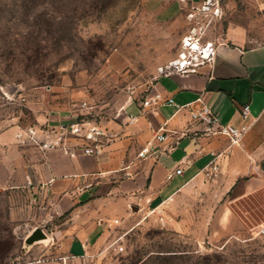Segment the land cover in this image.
<instances>
[{"label": "rangeland", "instance_id": "1", "mask_svg": "<svg viewBox=\"0 0 264 264\" xmlns=\"http://www.w3.org/2000/svg\"><path fill=\"white\" fill-rule=\"evenodd\" d=\"M217 1L186 0L161 21L146 0H0V131L50 109L101 128L154 93L188 36L218 44L237 28L247 47L264 42V0ZM218 171L81 260L53 238L60 219L47 203L0 190V264H264V190L230 202ZM37 231L44 239L28 244Z\"/></svg>", "mask_w": 264, "mask_h": 264}, {"label": "crops", "instance_id": "2", "mask_svg": "<svg viewBox=\"0 0 264 264\" xmlns=\"http://www.w3.org/2000/svg\"><path fill=\"white\" fill-rule=\"evenodd\" d=\"M186 0H146L161 21L178 18ZM197 3V2H195ZM216 44L211 63L185 74L164 72L155 91L156 109L126 100L115 119L100 124L106 133L100 152L86 154L89 141L66 131L79 120L75 110H47L28 127L0 131V190L33 193L60 219L53 238L75 260L84 259L130 230L149 210L176 200L213 167L230 202L264 190V42L247 47L241 30L230 28ZM172 99L173 102L169 100ZM209 106L222 124H247L239 143L206 135L191 110ZM251 107L244 122L241 109ZM165 137L160 141L156 136ZM60 139L43 149L42 143ZM152 153L138 157L146 146ZM182 174H177L178 168ZM67 259V257H65ZM65 264V263H64Z\"/></svg>", "mask_w": 264, "mask_h": 264}, {"label": "built area", "instance_id": "3", "mask_svg": "<svg viewBox=\"0 0 264 264\" xmlns=\"http://www.w3.org/2000/svg\"><path fill=\"white\" fill-rule=\"evenodd\" d=\"M218 4L217 0H204L203 9L209 10L211 6ZM194 42L198 43L199 49L195 50ZM192 45H191V44ZM216 44L214 42H200L199 39H196L192 36H188L183 40L182 50L179 54V57L173 61L165 72L169 73H180L185 74L188 72H193L200 65L211 63L216 55ZM162 101L161 94H154L153 96L148 97L142 103L144 108L156 109L160 102ZM173 102L172 99L169 100ZM241 118L244 122L248 121L251 117V107L250 105H245L241 109ZM191 119L192 121L200 124L204 128V133L206 135H222L228 137L233 144L240 142L242 137L248 132L249 126L243 124L242 126L236 127L230 124H222L220 122L219 116L213 112V110L207 105H201L199 108L191 110ZM89 123L84 121H73L67 127L66 131L76 138H84L89 141V145L84 149L86 154H92L100 152L103 147L102 139L106 137L99 127L91 126ZM60 139H55L42 143L43 149H53L60 145ZM157 140H164L165 137L161 134L156 136ZM152 153V148L148 145L144 147L138 154V157L141 159L147 158ZM183 168H178L176 170L177 174H182ZM259 235H264V224L261 226L258 231ZM32 264V263H27Z\"/></svg>", "mask_w": 264, "mask_h": 264}, {"label": "water", "instance_id": "4", "mask_svg": "<svg viewBox=\"0 0 264 264\" xmlns=\"http://www.w3.org/2000/svg\"><path fill=\"white\" fill-rule=\"evenodd\" d=\"M43 239H44V235L42 234V232L37 231L30 238H28V244H32L36 241L43 240Z\"/></svg>", "mask_w": 264, "mask_h": 264}, {"label": "bare ground", "instance_id": "5", "mask_svg": "<svg viewBox=\"0 0 264 264\" xmlns=\"http://www.w3.org/2000/svg\"><path fill=\"white\" fill-rule=\"evenodd\" d=\"M191 44V43H190ZM192 45V44H191ZM199 49V47H197V49H195V50H198Z\"/></svg>", "mask_w": 264, "mask_h": 264}]
</instances>
